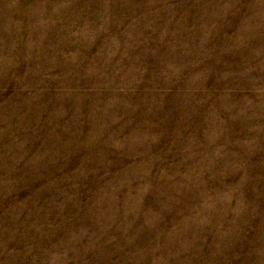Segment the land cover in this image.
I'll list each match as a JSON object with an SVG mask.
<instances>
[{"label":"rangeland","instance_id":"374dc122","mask_svg":"<svg viewBox=\"0 0 264 264\" xmlns=\"http://www.w3.org/2000/svg\"><path fill=\"white\" fill-rule=\"evenodd\" d=\"M0 264H264V0H0Z\"/></svg>","mask_w":264,"mask_h":264}]
</instances>
